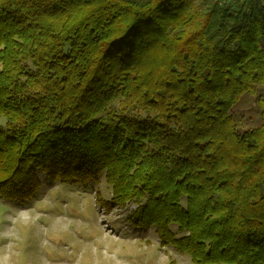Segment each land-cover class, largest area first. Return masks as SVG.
Segmentation results:
<instances>
[{"label": "trees", "instance_id": "trees-1", "mask_svg": "<svg viewBox=\"0 0 264 264\" xmlns=\"http://www.w3.org/2000/svg\"><path fill=\"white\" fill-rule=\"evenodd\" d=\"M259 85L264 0H0V200L104 178L193 264H264Z\"/></svg>", "mask_w": 264, "mask_h": 264}, {"label": "rangeland", "instance_id": "rangeland-1", "mask_svg": "<svg viewBox=\"0 0 264 264\" xmlns=\"http://www.w3.org/2000/svg\"><path fill=\"white\" fill-rule=\"evenodd\" d=\"M263 110L264 85H259L233 112L246 130L263 123ZM40 178L42 187L30 201L0 200V264H193L188 255L162 247L155 229L127 222L136 205L108 210L104 204L112 195L104 178L99 185Z\"/></svg>", "mask_w": 264, "mask_h": 264}, {"label": "built area", "instance_id": "built-area-1", "mask_svg": "<svg viewBox=\"0 0 264 264\" xmlns=\"http://www.w3.org/2000/svg\"><path fill=\"white\" fill-rule=\"evenodd\" d=\"M217 1L221 4V3L227 2L228 0H217ZM133 208H135V207H133Z\"/></svg>", "mask_w": 264, "mask_h": 264}]
</instances>
